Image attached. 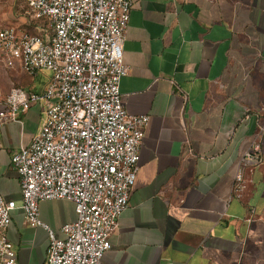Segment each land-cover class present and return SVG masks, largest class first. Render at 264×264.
<instances>
[{
	"label": "crops",
	"instance_id": "1",
	"mask_svg": "<svg viewBox=\"0 0 264 264\" xmlns=\"http://www.w3.org/2000/svg\"><path fill=\"white\" fill-rule=\"evenodd\" d=\"M123 47L122 103L150 121L130 204L102 263L264 264V164L247 168L246 192L232 196L264 117V0H135ZM48 80L0 61V98L13 88L43 92ZM22 118L0 125V192L17 202L7 236L19 264H46L48 232L25 224L11 166L41 128L42 105ZM40 215L59 238L77 219L69 199L41 201Z\"/></svg>",
	"mask_w": 264,
	"mask_h": 264
},
{
	"label": "built area",
	"instance_id": "2",
	"mask_svg": "<svg viewBox=\"0 0 264 264\" xmlns=\"http://www.w3.org/2000/svg\"><path fill=\"white\" fill-rule=\"evenodd\" d=\"M27 15L46 28L32 33L20 25H0V61L35 76L47 72L43 92L13 88L0 98V125L23 123L40 103L44 119L30 143L12 153L20 176L24 222L49 235L46 264H103L109 236L130 204L139 170L148 115L130 114L120 83L130 72L124 39L135 0H26ZM264 111V108H262ZM246 112L242 121L249 119ZM258 116V115H257ZM241 156L232 196L248 188L246 170L264 164V117ZM69 199L77 219L59 238L40 215V202ZM17 202L0 192V264H19L7 228Z\"/></svg>",
	"mask_w": 264,
	"mask_h": 264
},
{
	"label": "rangeland",
	"instance_id": "3",
	"mask_svg": "<svg viewBox=\"0 0 264 264\" xmlns=\"http://www.w3.org/2000/svg\"><path fill=\"white\" fill-rule=\"evenodd\" d=\"M27 4L22 0H0V22L7 25H20L22 28L39 33L40 29L46 28V23L33 21L27 15ZM49 75L47 72H43Z\"/></svg>",
	"mask_w": 264,
	"mask_h": 264
},
{
	"label": "trees",
	"instance_id": "4",
	"mask_svg": "<svg viewBox=\"0 0 264 264\" xmlns=\"http://www.w3.org/2000/svg\"><path fill=\"white\" fill-rule=\"evenodd\" d=\"M38 28V27H37ZM40 33V32H39Z\"/></svg>",
	"mask_w": 264,
	"mask_h": 264
}]
</instances>
